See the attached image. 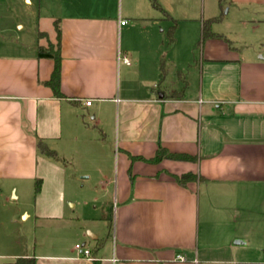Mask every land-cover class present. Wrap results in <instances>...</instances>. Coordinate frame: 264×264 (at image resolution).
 <instances>
[{
	"label": "crops",
	"instance_id": "crops-1",
	"mask_svg": "<svg viewBox=\"0 0 264 264\" xmlns=\"http://www.w3.org/2000/svg\"><path fill=\"white\" fill-rule=\"evenodd\" d=\"M156 1L0 0V264H264L261 223L245 216L264 210V55L246 35L264 26V0H189L191 17ZM210 18L218 37L198 47ZM58 29L62 98L38 56ZM159 147L196 160L147 161ZM68 163L114 196L106 235L66 208ZM187 173L201 179L179 185ZM11 196L47 240L8 235Z\"/></svg>",
	"mask_w": 264,
	"mask_h": 264
},
{
	"label": "rangeland",
	"instance_id": "rangeland-1",
	"mask_svg": "<svg viewBox=\"0 0 264 264\" xmlns=\"http://www.w3.org/2000/svg\"><path fill=\"white\" fill-rule=\"evenodd\" d=\"M185 0L186 4H183L181 7V0L178 2H171L168 9L174 13H184L188 17H191L192 13H195V8H193L192 1ZM188 2V3H187ZM195 5V3H194ZM228 8L223 10L224 15L227 19L233 18V13L230 15L226 14ZM199 17L202 14V8L198 9ZM180 23V22H179ZM56 27H50L49 34L50 40L54 41L55 38V30ZM234 29L240 30L239 27L234 26ZM257 31H252L249 27L246 30V35L248 36V44L257 46L258 44L263 48L261 51V55H264V26L258 27ZM179 34V33H177ZM47 43V41L45 42ZM257 48V47H256ZM260 55V54H259ZM75 163V162H74ZM74 164H66L68 173L71 175V179H68L67 184V193L69 194V199L66 201V208L72 212L74 211L76 214L85 215L88 219V223L91 225L89 231L92 232V229H98L99 234L104 233L105 235L108 233L110 228L112 229L114 218H115V200L112 194H104L99 190L101 188L100 185L94 182V179H82V175L75 172ZM73 183H72V182ZM111 193V191H110ZM24 206L30 211L33 210L35 200L34 197H30L28 200L24 201ZM7 209L8 211L4 214L7 219V231L8 235L17 238H29L30 241H34L38 239L39 242H43V240H47L46 233L44 232V223H39V227H36L34 221L30 219L26 221V219H22L19 214H16L15 208L17 206V200L11 196L7 200ZM73 205V206H72ZM246 219L248 220L247 227H251L252 218L258 220L261 223V235L264 233V210L261 207V210H258L254 214L249 212L246 213ZM24 238V239H25ZM43 238V239H42Z\"/></svg>",
	"mask_w": 264,
	"mask_h": 264
},
{
	"label": "trees",
	"instance_id": "trees-1",
	"mask_svg": "<svg viewBox=\"0 0 264 264\" xmlns=\"http://www.w3.org/2000/svg\"><path fill=\"white\" fill-rule=\"evenodd\" d=\"M153 2L154 6L158 7V3L156 0H151ZM229 0H220V4L223 5L224 3L228 2ZM220 20V18H210L206 19L202 23V35L201 39L198 42V47H201L207 40L213 39L218 37L217 34L213 32V25L217 23ZM176 30H177V22L174 23V25L168 30L167 38H168V48L170 49L176 40ZM42 35V34H41ZM39 58H46L51 59L54 62V68L51 73V77L48 81L45 82V84L53 91V94L57 98H62L63 94L61 92V44H60V30L58 29V42L57 43H49L48 47H39L38 51ZM161 69V75L164 78L168 72V67L166 65L165 60L161 61L160 64ZM39 149L41 152L50 158H56V153L50 149H48L47 146L41 141L39 142ZM138 160H143L142 158H136ZM163 159H171V160H180V161H195L196 157L185 155V154H176L171 153L167 149L159 147L157 150L156 155L150 159L147 160L151 163H158L162 161ZM176 182L181 186H186L187 183L197 181L201 179V177H198L195 174L187 173L181 176H174ZM42 183L41 181L36 182L35 186V192L38 194L41 191ZM12 264H36L34 258H18L14 263ZM94 264H101L99 261H95Z\"/></svg>",
	"mask_w": 264,
	"mask_h": 264
},
{
	"label": "built area",
	"instance_id": "built-area-1",
	"mask_svg": "<svg viewBox=\"0 0 264 264\" xmlns=\"http://www.w3.org/2000/svg\"><path fill=\"white\" fill-rule=\"evenodd\" d=\"M126 23H127L126 20H124V21L121 22L122 25H124V24H126ZM119 60H120V61H123V62L126 63V64H130L129 59H128L127 57L122 56L121 54L119 55ZM90 103H91V102H88L87 104L90 105ZM75 249H76L81 255H83L84 257H88V258L94 259V258L91 257V251H90V249L86 248V247L83 246L82 244H76ZM178 258L181 259V260L183 259V257H181V256H178Z\"/></svg>",
	"mask_w": 264,
	"mask_h": 264
}]
</instances>
